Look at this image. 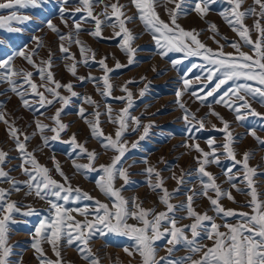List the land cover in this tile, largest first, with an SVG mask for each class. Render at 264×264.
Listing matches in <instances>:
<instances>
[{
  "label": "snow or ice",
  "instance_id": "1",
  "mask_svg": "<svg viewBox=\"0 0 264 264\" xmlns=\"http://www.w3.org/2000/svg\"><path fill=\"white\" fill-rule=\"evenodd\" d=\"M49 0H6L0 3V10L3 9H18V8H40ZM66 0H61L65 3ZM82 5L72 13H84L83 21L89 18L95 22V28L90 30V34L95 37L102 36V28L111 25L119 31L114 32L115 37H121L120 47L128 56V64L116 62L115 67L111 68L107 64V57L102 58L100 64L103 76L96 77L89 73L88 76H77V66L81 63L87 65L89 61H95V52L84 41L79 38V33L83 31L82 23L74 21V32L62 33L60 29L48 20L47 27L54 32H57L62 43L60 50L63 54V59L72 60V63L66 65L67 70L77 79L84 83L91 81L96 83L97 91L102 96L110 97L114 89L111 82L110 74L116 69L126 68L134 63V56L137 51L132 46L133 42L138 39V35H134L131 29L127 27L133 19H139L144 24L146 30L150 31L161 57H167L171 52L184 53L182 59L196 56L203 57L207 62L208 67L204 64H193L192 68L200 67L206 72L204 77L209 83L214 79L216 83L205 95H197L193 92L201 103H204L207 97L213 96L219 92L229 82H233L222 94L214 101L217 104H224L229 110L233 111L238 122L254 120L255 123L249 127L248 133L253 136L261 146H264V138L257 135L256 127L264 129V113L258 112L250 103L249 98L258 100L264 104V0H253L254 6L246 10H242L243 0H227L230 5L229 9L221 12L223 18L238 33L239 41H232L230 46L235 49L234 53H226L223 51L224 45H219L217 49H212L203 43L195 29L187 30L178 23L180 15H186L188 10L198 13L204 17L211 10V6L216 3V0H166L167 3H172L173 8L167 9L169 21L161 19L157 12L158 0H131V3L137 9L135 16H128L123 9L127 6L120 4L119 0L112 3H105V0H78ZM104 4V10L99 15H94V6ZM259 6V11L257 7ZM111 9V11H109ZM66 9L60 8V14L63 16ZM103 16V19L100 17ZM248 16H258L251 28L245 24V18ZM31 17L20 15L17 11H11L10 15L0 16V29H7L11 32H20L21 28L13 27V23L24 24L30 21ZM67 26V21H63ZM213 32L218 33L217 26L213 23L210 25ZM255 31L258 33V38L254 41L250 33ZM36 41V47L27 49L25 46L22 49L15 50L10 54L0 57V82L9 84V90L16 93L24 107H33L26 98L29 94L38 98V104L41 108L46 106H54L55 103H60L61 107L56 110L51 119L55 126L44 124L39 119L34 122L36 131L31 134L23 132L19 129L14 121L6 119V114L3 111V102H0V122L8 125L7 131L11 138L15 141L16 148L20 153L22 163L19 165L23 174L28 177L27 180L17 181L10 175L9 171L4 170V166L8 163L9 154L3 149H0V180L11 184V188L5 189L0 187V264H14L12 260L13 248L8 243L10 238V226L17 223L14 219L16 214L21 213V208L18 207V202L10 199L11 192L21 191L20 185L23 184L27 188V195H34L40 200H46L49 208L48 215L43 216L38 226L35 228V233L32 236L31 247L35 249L40 259L41 264H63L61 257L60 246L66 243L68 246L78 244V251L83 254V258L88 259L90 264H100L97 257L90 246V241L99 236H107L113 234L116 236H124L129 238L132 243V248L141 257V264H264V200L259 198L256 188L253 186V177L258 174L257 167L250 166L249 160L254 156V152L246 151L243 153L242 159H237V153L234 148L236 137L230 131V122L225 120L219 113L212 111L223 123V128L220 129L225 134L224 141L217 145L214 138H209L207 141L209 151H205L199 144L189 145L185 142L184 146L195 148L200 153L196 157L198 168L197 172L201 177V191L195 192L194 189H189L191 195L187 196L186 202L181 204L171 203L173 196L180 192V187L184 183V173L182 171L179 177L173 174V179L177 180L178 187L173 191H169L164 187V178L161 173L153 166L145 168L149 180L148 183L153 191L159 190L160 201L166 206L165 211L157 212L155 208H144L142 202L137 203L138 198L129 199L123 196V190L131 181L130 173L124 167V159L126 154L139 147L140 141L145 140L150 135V130L155 126L154 122L147 124L142 123L141 119L131 114V109L134 106L133 93L128 88V84L135 83V80L126 81L121 85V90L125 96L116 97V99L126 101V106L120 109L113 116V109L106 106L105 112L99 111L100 105L90 96H83V99L94 106L93 119L89 120L85 115L86 109L80 107L78 115L85 119L89 124L91 134L94 138L101 141L102 147L105 150H111L116 154L110 158L107 164L95 166V160L99 158V153L95 150L89 151L81 144L73 133L69 143L75 146L79 152L87 156L88 163H74V167L82 172L100 171L103 174L96 180V184L105 196L109 197L111 204L95 199L87 192H84L78 186L73 188L68 176L64 173L58 161L55 162V171L63 178V182L56 180L47 166L42 165L37 160L33 152L27 150V143L32 137L39 132L42 136V141L45 146L49 141L60 140L61 133L65 132L70 125L65 124L61 117L65 109L71 104L74 97L81 94L74 91L75 85L69 81L64 84L55 79V74L52 69L53 54L49 52L47 60L41 59L40 63L33 59L38 55V49L44 47V42L41 37H33ZM67 39L69 47H65L63 41ZM226 39V38H225ZM241 43L252 48V54L245 53L241 50ZM76 44L79 46L81 59L77 60L75 53L70 52V46ZM219 44V41H217ZM3 41H0V46ZM22 57L29 64L36 68L39 74L41 83L33 80L34 73L25 71L15 67V59ZM182 61L180 59L172 60L173 67L178 66ZM191 71V68L188 70ZM18 79H22L23 84L18 83ZM145 79V78H142ZM184 89L187 91L192 87V82L187 77L181 78ZM196 81H200L201 77H195ZM242 81V82H241ZM24 85L28 87L25 88ZM207 87V84L204 85ZM39 88H44V91H39ZM67 90L69 95L65 96L60 89ZM145 89L140 90V96L143 97ZM183 91L177 90L176 96H182ZM47 93L48 95H45ZM51 96V99L48 97ZM177 103L184 109L183 119L190 128L198 126L199 129L204 128V118H197L195 113L191 112L183 103L177 100ZM43 115V113H41ZM107 115L109 122L118 125V128L113 134H106L101 128L100 116ZM191 117V120L189 119ZM192 121L196 123L193 124ZM142 129V134L139 139L129 142L124 138L129 130L136 132ZM45 130L53 133L52 136L44 135ZM23 136V139H21ZM191 139V137H189ZM218 148H222V152H218ZM225 155L234 163L231 167L225 170L227 182L232 188L237 191H248L251 194L246 206L251 207V212H238L236 209L225 208L221 203V198L226 197L229 200L235 201V197L231 194V189H222L216 183V178L212 173L206 170V166L212 163L219 165L221 163L220 156ZM52 159L55 161V157ZM147 164V160L144 161ZM236 165H241L243 175L239 176L233 173V168ZM156 177V182L153 183L151 177ZM207 179H204V178ZM122 179L123 184L117 188L115 181ZM246 183L247 189L237 187L236 181ZM211 190L215 196H209ZM204 196L210 201L212 210L215 215H209L207 211L198 212L194 204L195 196ZM95 206L85 205L83 208H69L66 205L70 200H94ZM131 203V207L129 206ZM27 211L22 214L25 216L39 215L38 209L31 205L27 206ZM186 212V216H178V212ZM75 212L84 219H77L72 213ZM92 217L89 219L88 217ZM216 216L225 218L223 224L216 222ZM228 217H239L236 223L227 222ZM191 218L189 224H180V220ZM130 219H134L137 223H129ZM224 228L227 231H221ZM191 234L190 237L188 234ZM161 239L166 240L167 255L157 257L158 248L156 242ZM201 240L212 241L211 246L203 244ZM42 241L48 243L57 260H51L47 257L42 247ZM179 247L188 249V254L182 257L173 256L174 252L179 250ZM125 251L131 256L133 253L126 246ZM198 256V258H194ZM15 264H22V259L16 260Z\"/></svg>",
  "mask_w": 264,
  "mask_h": 264
},
{
  "label": "rangeland",
  "instance_id": "2",
  "mask_svg": "<svg viewBox=\"0 0 264 264\" xmlns=\"http://www.w3.org/2000/svg\"><path fill=\"white\" fill-rule=\"evenodd\" d=\"M6 0H0V3H4ZM116 2V0H105V3ZM120 4H124L127 7L123 9L128 16H135L137 9L131 3V0H119ZM82 5L78 0H66L65 3H61V0H49L40 8H18V9H3L0 10V16H7L11 14V11H17L20 15H27L31 17L30 21L19 24L13 23V27L21 28L20 32H11L7 29H0V41H3V45L0 46V57L6 56L11 52L22 49L27 46V49H33L36 47V41L33 37H41L44 42V47L38 49V55L33 59L40 63L41 59L47 60L49 52L53 54L52 71L55 74V79L61 83H68L71 81L75 87L74 91L81 94L74 97L71 104L65 109L62 114V121L65 124H69L70 127L61 133L60 140L49 141L47 146L42 141V136L39 132L32 137L31 141L27 143V150L29 152L34 151V155L40 164L47 166L52 170V176L63 182V178L55 171V162L58 161L64 173L68 176L71 186L73 188L79 187L84 192H87L95 199L102 202L111 204L109 197L99 189L96 184V180L103 173L99 170L96 172H82L78 171L74 167L75 163L86 164L88 159L86 155L75 149V146L68 141L73 133L76 134L77 140L83 144L89 151L95 150L99 153V158L95 160V166L101 164H107L110 162V158L116 153L111 150H105L102 147L101 141L92 136L89 124L85 119L78 115V109L80 107L85 108L87 111L85 115L89 120L93 119L94 106L87 103L83 96H90L99 105V111L105 112L106 106H110L113 109V116H115L120 109L126 106V101L116 99V97L125 96L126 94L121 90V85H124L126 81L135 80V83L128 84V88L133 93L134 106L130 110L133 116H137L141 119L142 123L147 124L154 122V127L150 130V135L143 141H140L139 147L130 150L124 159V167L128 169L130 176V183L125 186L123 190V196L131 202L132 198H138L137 203L142 202L144 208H155L157 212L165 211L166 206L160 201L159 197L162 193L159 190L153 191L148 183L149 177L144 171L149 166L155 167L164 178V187L170 192L178 187L177 180L173 179V174L179 177L183 171L184 183L180 187V192L173 196L171 203L181 204L186 202L187 196L192 193L189 189H194L199 193L201 189V177L197 172L198 163L196 157L200 155L195 148L185 147L187 142L189 145L199 144L205 151H209L207 141L209 138H214L217 145L221 144L225 139V134L220 129L223 128L222 121L212 111L217 112L225 120L230 122V131L233 132L236 137L234 148L237 153V159H242L243 153L246 151L254 152V156L250 158V166L257 167L258 173H264V146H261L258 141L248 133V129L255 123L254 120L245 121L243 123L236 120L235 113L229 110L224 104H217L214 101L232 85L233 82H229L219 92L213 96L207 97L204 103H201L196 96L192 95L196 92L197 95H205L212 87H214L216 80L208 82L204 77L206 72L200 67L192 68L193 64H204L208 67L207 62L203 57H188L182 59L184 53L171 52L167 57H161L159 55V49L157 48L155 41L153 40L152 33L146 30L144 24L139 19H133L131 23L127 24V27L131 29L134 35H138L132 46L137 49L134 56V63L126 68L116 69L110 74L111 82L114 85L112 96H102L97 91V85L91 81H85L81 83L77 76H88L91 73L93 76H103V71L98 63L102 58L107 57V64L109 67L114 68L117 61L121 64H128V56L122 51L121 37H115L114 32L119 31L118 28L114 29L111 25L104 26L102 28V36L95 37L90 34V30L95 28V22L90 18L85 22L82 17L84 13H72L78 7ZM254 6L253 0H243L242 10H246L249 7ZM66 9L63 16L60 14V8ZM172 3H167L166 0H158L157 12L161 19L168 22L170 17L167 9L173 8ZM257 11H259V6ZM230 5L227 0H216L211 6V10L206 16L202 17L198 13L188 10L186 15H180L178 23L187 30L195 29L199 34L198 39L205 43L212 49H217L219 45H224L223 51L226 53H234L230 44L232 41H239L240 37L238 33L232 29L227 21L221 15V12L225 9H229ZM104 10V4H97L94 6V15H99ZM111 11V9H109ZM103 19V16L100 17ZM259 18L258 16H248L245 18V24L252 27L254 21ZM51 20L62 33L74 32V21L82 23L84 29L79 33V38L84 41L95 52V61H89L87 65L81 63L77 66V76H73L66 68V65L72 63V60L63 59V54L60 50V44L62 41L59 38L57 32L52 31L47 27V21ZM67 21V26L63 21ZM264 23V20L261 21ZM215 24L218 29V33L211 30L210 25ZM251 38L255 41L258 38V33L252 31L250 33ZM226 38V39H225ZM219 41V44H217ZM65 47H69L67 39L63 41ZM241 50L245 53L252 54V48L241 43ZM70 52L75 53L76 59H81L79 46L72 44L70 46ZM180 59L182 62L173 67L171 61ZM15 67L24 69L25 71H31L34 73L33 80L40 85L41 79L36 72V68L29 64L22 57L15 59ZM191 68V71L188 70ZM200 76L201 80L196 81L195 77ZM182 77H187L192 82V87L187 91H183L184 85ZM145 78V79H142ZM242 82V81H241ZM18 83L23 84L22 79H18ZM207 84V87L204 85ZM143 97L140 96V90L145 89ZM27 88V85H24ZM39 91H44V88H39ZM177 90L183 91L182 96L179 98L176 96ZM61 93L65 96L69 95L67 90L61 88ZM45 95H48L45 93ZM31 108L23 106L20 97L9 90V84L6 82H0V102H3V111L6 114V119L14 121L15 125L23 132L28 134L36 131L35 120L39 119L44 124L55 126L53 121L49 119L54 115L56 110L61 107L60 103H55L54 106H46L41 108L38 104V98L32 94L26 97ZM51 99V96L48 97ZM183 103L191 112L195 113L197 118H204V128L199 129L198 126L190 128L189 125L182 118L184 115V109L179 106L177 100ZM252 106L261 113H264V104H261L258 100L249 98ZM43 113V115H41ZM191 120V117H189ZM101 128L106 134H113L118 128L115 123L109 122L107 115L100 116ZM195 124V121H192ZM8 125L4 122H0V149H3L9 154L8 163L4 166L5 171H9L10 175L17 181L27 180L19 167L22 163L20 153L16 148L15 141L11 138L7 131ZM257 135L264 138V129L256 127ZM142 134L140 131L133 132L128 131L124 137L129 146L132 142L139 139ZM44 135L52 136L53 133L45 130ZM191 137V139L189 138ZM23 139V136H21ZM222 148H218V152H222ZM55 157V161L52 157ZM147 160V164L144 161ZM221 163L219 165L212 163L206 166V170L213 174L216 178V183L220 185L222 189H231V194L235 197V201L229 200L226 197L221 198V203L225 208L236 209L238 212H251L252 208L246 206L247 202L251 200V194L248 191L240 192L236 188H232L231 184L227 182V176L225 170L233 165V161L227 158L225 155L220 156ZM233 173L239 176L243 175V169L241 165H236L233 168ZM204 179H207L206 177ZM153 183L156 182V177H151ZM122 179L115 181V186L119 188L123 184ZM237 187L247 189L246 183H240L236 181ZM253 186L256 188L259 198L264 200V174H258L253 177ZM0 187L9 189L11 184L0 180ZM21 191L11 192L10 199L18 202V207L21 208V213L16 214L14 219L17 223L10 226V238L8 243L13 248L12 260L15 264L16 260L22 259V264H41L38 254L35 249L31 247L32 236L35 233V228L38 226L43 216L48 215L49 205L46 200H40L34 195H27V188L21 184ZM209 196H215V193L209 190ZM94 200H70L66 205L69 208H83L85 205L91 207L95 206ZM31 205L38 209L39 215L25 216L22 213L27 211V206ZM131 207V203L129 205ZM193 206L198 212H205L209 215H215L212 210L210 201L204 196H195ZM73 215L77 219H84L83 216L73 212ZM178 216H186V212L179 211ZM91 219L92 217H88ZM239 217L226 218L229 223H236ZM129 223H137L134 219H130ZM191 218H184L180 220V224L191 223ZM216 222L223 224L225 218L216 216ZM221 231H227L224 228ZM190 237V233L188 234ZM203 244L211 246L212 241L201 240ZM132 241L124 236H116L109 234L107 236L97 235L90 241V246L93 253L99 257L100 264H141V257L132 248ZM129 248L133 254L130 256L125 251V247ZM156 246L159 249L157 257L166 256L167 248L170 247L166 244L165 239H161L156 242ZM42 247L47 257L51 260H57V257L52 247L42 241ZM79 245L68 246L66 243L61 244V257L63 264H90L88 259L83 258V254L78 251ZM188 254V249L179 247V250L175 251L173 256L182 257ZM194 258H198L195 256Z\"/></svg>",
  "mask_w": 264,
  "mask_h": 264
}]
</instances>
